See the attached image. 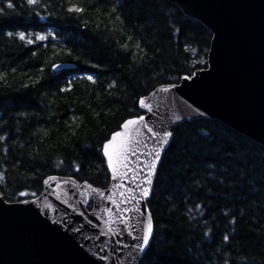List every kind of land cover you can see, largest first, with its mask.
Here are the masks:
<instances>
[{"label":"trees","instance_id":"obj_1","mask_svg":"<svg viewBox=\"0 0 264 264\" xmlns=\"http://www.w3.org/2000/svg\"><path fill=\"white\" fill-rule=\"evenodd\" d=\"M7 2L0 0V7L4 9L0 14V72L7 74L6 80H0V101L25 103L0 104V124L5 125L0 135L10 136L6 142H0V170L6 173V183L0 184V191L13 196L26 190L38 196L43 181L49 176H71L78 182L107 188L110 177L104 158L97 152V144L110 136L111 131L118 130L122 119L129 118L130 109L137 110L134 105H138L141 96L186 74L185 57L190 55L185 52L187 44L198 52L204 50L207 59L211 33L172 3L161 11L160 0H126L123 25L115 17L109 22L99 16L96 8L107 13L112 5L98 3V0H40L36 6H28L26 0H12V9L6 8ZM69 3L86 8L79 20L75 14L65 11ZM98 19L102 20V29L107 24L108 28L117 30L98 32ZM84 20L89 22L88 27H84ZM9 32L13 33L12 37L7 35ZM20 32L27 38L53 33L58 40L49 38L28 45L17 38ZM122 43L128 44L135 63L132 55L121 51ZM137 44L143 52L136 48ZM53 45L56 49H70L73 55L56 57ZM33 52L37 55L33 56ZM141 56H144L143 61ZM53 60L72 68L61 69L52 76L45 62L50 65ZM86 61L97 67H90ZM41 67L45 69V78L31 86L40 75ZM13 68L16 72H12ZM86 74H92L97 82L93 84L83 78ZM66 81H72V90L59 92V88L67 86ZM113 83L115 87L109 88ZM25 111L29 113L26 119L19 116ZM73 116L77 118L75 124ZM37 129L42 131L32 136ZM44 130L49 131L48 136L43 135ZM198 131L210 135L205 139L197 135ZM193 151L199 153L198 159H193ZM201 160L204 164L215 162L217 169L227 168L232 174L229 183L238 185L235 197L210 201L207 187L215 192L214 183L192 195L191 173L186 175L185 168L200 164ZM262 160L263 146L220 121L200 119L180 124L164 153L163 167L147 202L158 228L152 257L162 254L160 264H186L187 254L198 258L199 264H209V257L215 264H221L224 256L235 264H248V261L260 264L264 254ZM57 161L63 163L57 166ZM75 165L80 166L79 172L75 171ZM203 166L200 165L201 169ZM244 183L252 185L250 190L244 189L247 195L241 193L240 185ZM189 195L191 199L186 200ZM198 202L211 205L205 218L215 229L214 244L211 241L202 244V230L194 231L189 226L185 213ZM223 211L232 212L236 225L229 224L232 217L225 219ZM233 228L237 235L231 250L213 256V249L222 236L231 235ZM240 257L244 258L243 262ZM144 264H148L147 258Z\"/></svg>","mask_w":264,"mask_h":264},{"label":"water","instance_id":"obj_2","mask_svg":"<svg viewBox=\"0 0 264 264\" xmlns=\"http://www.w3.org/2000/svg\"><path fill=\"white\" fill-rule=\"evenodd\" d=\"M170 3L211 33L209 68L199 73L200 78L192 87L163 93L158 91L159 86L144 96L153 108L152 113L140 110L146 122L149 126L159 125L156 128L159 131L165 125L173 127L169 123L173 113L181 116L187 113L180 124L217 120L264 147V0H170ZM70 68L71 65H65L63 69ZM142 131L147 148L141 145L135 154H130L132 168L140 167L137 158L147 162L143 151H149L154 144L147 130ZM107 171L110 183L105 189L73 178L66 182L63 179L66 177L55 176V181L43 183L38 203L19 206L28 208V212L0 219V264H137L129 254L131 248L123 247L124 243L135 242L127 235L131 227L109 211L113 207L109 197L119 200L122 192L131 195L129 190L135 185L113 180L108 168ZM121 183L123 189L119 187ZM86 184L104 192V197L92 192ZM152 191L139 204L123 205L128 211L121 215L129 225H135L141 213L149 211L147 202ZM45 204L51 208H45ZM134 207H140L141 212H133ZM99 256L107 259L100 260Z\"/></svg>","mask_w":264,"mask_h":264},{"label":"snow or ice","instance_id":"obj_3","mask_svg":"<svg viewBox=\"0 0 264 264\" xmlns=\"http://www.w3.org/2000/svg\"><path fill=\"white\" fill-rule=\"evenodd\" d=\"M28 6H36L40 3V0H26ZM98 3H107L112 5L107 13H102L99 8H96V12L99 16L106 17L109 22H111L112 18L115 17L116 20L120 21V24L123 25L124 19L122 16L123 9L126 4V0H98ZM170 0H160L161 11L168 7ZM95 7V5H93ZM7 9L14 8V4L12 0H8L6 4ZM65 11L71 15L75 14L76 19H80L81 15L85 13L86 8L81 7L76 3H69V6L65 9ZM4 12V9L0 7V14ZM84 27H88V21L84 20ZM102 20L98 19L96 22V30L99 32L101 30L115 32L116 28H108L107 24L103 25V29L101 28ZM9 37L13 36L12 32L7 33ZM17 35V38L20 41H26L28 45H31L35 42H43L51 38V40H58L57 35L53 33H48L47 35L36 34L34 38H27L26 34L20 32ZM129 39H131L129 37ZM55 49L53 55L56 57L59 56H72L73 51L70 49H56V45H53ZM137 49H140L143 52V48L140 44L136 45ZM120 49L125 55H132L133 62L135 63V55L130 52L129 46L127 43L120 44ZM208 51H211L209 49ZM185 52L189 53V56L185 57L188 68L186 74L183 76H177L174 81H171L167 84V86H161L158 91L163 93H170L172 89L180 90L184 87H192L195 85L196 81L200 78L199 73L207 72L209 68V61L204 58L206 53L204 50L197 51L196 48L192 47L191 44H187L185 46ZM33 56H36L37 53L33 52ZM194 57V58H190ZM144 56L140 57V60L143 61ZM2 63V62H0ZM46 63V66L50 67L51 73L50 75L55 76L60 73V70L65 67L64 63H56L53 60L50 65ZM89 63L90 67H97L95 63ZM44 67L38 69L39 76L37 79L32 81L31 86H35L40 84V81L45 78L44 76ZM12 72H16V69L13 68ZM80 77H78L79 79ZM88 81L95 84L97 82L96 78L92 74H86L85 77ZM7 74L5 72H0V80H6ZM176 81H183L184 83H177ZM66 87L59 88V92H69L72 90L71 85L72 81H66ZM25 87H29V85H25ZM115 87V84H110L109 88ZM25 103L24 101H0V104L7 103L11 106L13 103ZM133 110H129V118L122 119V122L117 125L118 130L111 131L110 136H105L102 142L97 144V152L102 156V158L107 161V168L112 174L113 180H122L128 181L131 184H134L135 187L130 189L131 195H125L123 192L121 193V199L116 200L109 197L110 203L112 204V209L109 211H114L116 215V219L121 223H124L126 226L131 227V231L127 233L129 237H131L135 242L131 245L124 243L123 247L131 248L130 255L133 256L134 260L137 261V264H144L146 258L148 260V264H160V257L162 254L157 253L155 258L152 257L153 251V241L156 240V236L158 233L157 222L154 219V216L150 211L145 210L144 213H141L140 219L136 220L135 225H129L128 221L125 220V217L121 215V213H126L128 209L123 205L128 203L139 204L140 200H145L149 197L150 192L153 190L155 186V182L157 177L159 176L160 169L163 167V156L167 151V148L171 145L173 138L175 137V130L180 126V122H182L187 113L184 116L173 113L172 117L169 120V123L173 125L172 128L167 127V125L160 127V130L157 131L156 128L159 125L149 126L146 122V118L144 115L139 114L138 110H147L148 113L153 112L152 106L147 102V97L141 96L138 100V105H134ZM28 112H21L19 116L24 117L25 119L28 117ZM76 117L73 116L72 123L75 124ZM2 120V117H0ZM79 125H76L78 127ZM5 125L0 124V132H3ZM143 130H147V133L150 134V138L154 141L152 148L149 151H143V155L146 158V163L139 161L137 158V162L140 164L138 168L131 167L130 154H135L136 148H139L143 145L144 148H147L146 140L142 139L144 136ZM17 132H20V129H16ZM41 129H37L36 132L32 133V136H36L37 133L41 132ZM75 134V133H73ZM44 136L49 135L48 130L43 131ZM198 136H202L207 139L210 135L208 132H197ZM10 136L5 133L0 135V142H6ZM30 142V141H29ZM135 144V148L133 147ZM21 147H25V145H21ZM193 159L199 158V153L193 151L192 152ZM205 159H207L205 157ZM231 159V157H229ZM57 166H60L63 161H57ZM264 163V160H262ZM203 164V168L201 169L200 165ZM181 167H184L181 165ZM75 171H80V166L75 165ZM131 173V175H129ZM191 173L190 180L192 181L191 193L192 195L198 194L199 191L204 190L206 185L215 184L216 191L213 192L211 187H207V198L211 201L213 199H227L228 197H235L237 195V187L235 183H229L232 181V174L228 172L227 168L217 169L215 162L204 164V161L201 160L200 164L190 165L185 168V174ZM203 173V174H202ZM57 178L55 176L47 177L43 183L48 185L51 181H55ZM66 182H70L72 177L63 178ZM6 183V173L3 170H0V184ZM86 186L94 193H97L101 197H104V192H98L97 189L91 187V185ZM121 189H123L124 185L121 183L119 185ZM241 193L247 195V192H244V189H251L252 185L248 183H244L240 185ZM261 193L264 194V185H261ZM29 195L36 197L35 200H28L26 197ZM13 196L19 198H13ZM13 196H8L6 193L0 191V219H3L6 215H14L18 213L28 212V208L19 207L20 205H28V204H36L39 202L40 198L37 196L35 192L29 193L26 190H20L13 194ZM191 195L186 196V200H190ZM67 201H65L66 203ZM45 208L50 209L51 205L45 204ZM211 207L210 204L204 203H195L193 207L187 209L185 215L189 221V226L194 231L197 228H200L203 244L205 241H211V243H215V229L209 223V220L205 217L208 215V209ZM133 212L140 213V207H134ZM46 215V213H44ZM222 215L225 219L229 216L232 218L228 221L231 225H236L237 219L232 214L231 211H223ZM260 217H257L259 220ZM43 223V222H41ZM53 223H57L54 221ZM73 231H78L77 229H73ZM113 230L110 228L109 232ZM133 232L136 234L133 235ZM237 235V231L235 228L232 229L231 235L225 234L222 236L219 244L213 249V256H218V254H223L226 250L230 251L233 247V240ZM211 246V244H210ZM95 255V254H93ZM188 255V259L186 264H199L198 258H192L190 254ZM98 259L104 260L107 259L105 256H99ZM209 259V264H215L211 257ZM239 260L243 262L244 258L240 257ZM221 264H235L234 261H230V259L226 256L222 257ZM248 264H254V261H248ZM260 264H264V254H262V258Z\"/></svg>","mask_w":264,"mask_h":264}]
</instances>
